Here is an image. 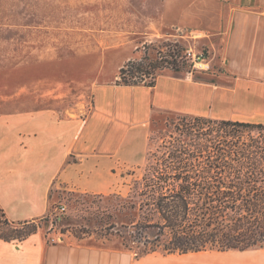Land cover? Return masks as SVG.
I'll return each mask as SVG.
<instances>
[{"label": "crops", "instance_id": "0c3cea01", "mask_svg": "<svg viewBox=\"0 0 264 264\" xmlns=\"http://www.w3.org/2000/svg\"><path fill=\"white\" fill-rule=\"evenodd\" d=\"M190 3L188 22L178 25L207 36L212 65L221 69L210 79L170 69L154 86L119 85L116 77L94 86L83 116L58 117L53 109L0 116V209L9 220L51 213L54 188L114 192L120 169L143 161L162 119L188 114L243 120L248 114L242 111L221 116L201 107L222 105L226 95L248 101L242 91L249 86L264 98V0ZM198 253L138 255L109 239H50L42 229L20 241L0 238V264H233Z\"/></svg>", "mask_w": 264, "mask_h": 264}, {"label": "rangeland", "instance_id": "374dc122", "mask_svg": "<svg viewBox=\"0 0 264 264\" xmlns=\"http://www.w3.org/2000/svg\"><path fill=\"white\" fill-rule=\"evenodd\" d=\"M190 6V0H0V116L40 109H53L58 117L83 116L96 84L115 81L120 66L131 58L167 52L168 42L201 56L198 61L203 68L198 63L185 66L183 72L210 79L221 69L212 65L207 36L178 25L188 22ZM249 87L242 91H247L248 101L226 95L222 105L209 108L205 104L201 110L221 116L242 111L248 114L243 120L264 122L263 93ZM185 115L162 119L156 125L143 161L120 169L114 192L54 188L51 213L42 217L40 229L50 239L75 233L82 238L109 239L124 248L127 244L136 254L145 255L144 245L132 238L136 211L129 205V195L151 153L170 138L178 118ZM122 202L128 206H119ZM146 234L153 237L155 231ZM198 254L233 264H264V246Z\"/></svg>", "mask_w": 264, "mask_h": 264}, {"label": "trees", "instance_id": "16d2710c", "mask_svg": "<svg viewBox=\"0 0 264 264\" xmlns=\"http://www.w3.org/2000/svg\"><path fill=\"white\" fill-rule=\"evenodd\" d=\"M165 45L168 51L158 50L156 57L127 60L116 83L154 86L162 71L193 65L190 49ZM169 136L133 181L134 242L146 254L264 246V122L187 114ZM42 219L12 221L0 209V238L26 239L38 232ZM148 230L155 235L149 237Z\"/></svg>", "mask_w": 264, "mask_h": 264}, {"label": "built area", "instance_id": "2783aa9c", "mask_svg": "<svg viewBox=\"0 0 264 264\" xmlns=\"http://www.w3.org/2000/svg\"><path fill=\"white\" fill-rule=\"evenodd\" d=\"M190 51H192V50L190 49ZM192 53H193V62H194V63H193V67H196V65L199 63L198 60H199V58H200L201 56L198 55L197 53H194L193 51H192ZM199 64H201L200 67L203 68V64H202V63H199ZM206 66L209 67V65H206ZM65 209H66V207L63 206L61 210L63 211V210H65Z\"/></svg>", "mask_w": 264, "mask_h": 264}]
</instances>
